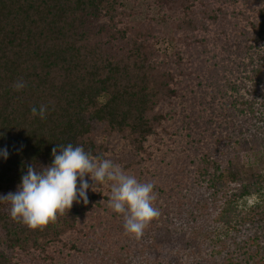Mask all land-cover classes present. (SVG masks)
<instances>
[{"label":"trees","instance_id":"trees-1","mask_svg":"<svg viewBox=\"0 0 264 264\" xmlns=\"http://www.w3.org/2000/svg\"><path fill=\"white\" fill-rule=\"evenodd\" d=\"M230 4L214 75L196 42ZM69 143L153 183L159 216L126 233L110 182L43 229L0 203V264H264V0H0V195Z\"/></svg>","mask_w":264,"mask_h":264},{"label":"clouds","instance_id":"clouds-1","mask_svg":"<svg viewBox=\"0 0 264 264\" xmlns=\"http://www.w3.org/2000/svg\"><path fill=\"white\" fill-rule=\"evenodd\" d=\"M25 86L23 80L13 84L17 91ZM47 111L46 105L42 104L39 108L33 106L31 115L43 120ZM58 149H52L53 161L50 165L37 168L35 164H29L18 190L0 195V203L10 205L13 221L33 230L43 229L70 210L74 201L79 202L78 197L87 204L90 187L96 191L97 183L108 182L111 186L108 206L123 215L126 233L139 238L148 224L159 216V210L153 206V183L138 181L121 165L111 159L93 156L82 146L69 143L58 145ZM8 155L6 147L0 149V156L7 159ZM86 175L94 184H89Z\"/></svg>","mask_w":264,"mask_h":264},{"label":"rangeland","instance_id":"rangeland-1","mask_svg":"<svg viewBox=\"0 0 264 264\" xmlns=\"http://www.w3.org/2000/svg\"><path fill=\"white\" fill-rule=\"evenodd\" d=\"M233 6L230 4V7L227 9H224V15L220 20H217L216 22H209L208 23V35L209 38L207 40H205V38H200L199 40H201V43H197V49L199 50V52H201L200 54L202 56H204L201 59V63L206 65L209 68V72L211 71L212 74L214 75H222V72H230V66L226 65V63H222L220 65H217V53H215L217 50H215V52H211L210 49L212 50L213 47H216V41L221 40V42L225 43V42H229L233 39V31H234V23H235V18L233 14ZM229 14V15H228ZM237 16V15H235ZM223 29H227L228 31H230V37H225L222 34V30ZM204 35V34H199ZM199 36V37H200ZM211 47V48H210ZM216 49V48H214ZM197 50V51H198ZM217 60V61H216ZM197 66V65H196ZM207 68V69H208ZM256 198H252L251 200H255Z\"/></svg>","mask_w":264,"mask_h":264}]
</instances>
